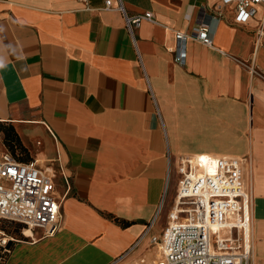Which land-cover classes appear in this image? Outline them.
I'll use <instances>...</instances> for the list:
<instances>
[{
    "label": "crops",
    "instance_id": "0c3cea01",
    "mask_svg": "<svg viewBox=\"0 0 264 264\" xmlns=\"http://www.w3.org/2000/svg\"><path fill=\"white\" fill-rule=\"evenodd\" d=\"M105 1L0 0V126L19 140L12 154L0 133V153L36 161L60 204L56 232L18 233L0 264L156 261L179 158L199 156L247 161L264 264V6L240 22L221 0H120L154 17L131 36ZM200 26L211 46L176 40Z\"/></svg>",
    "mask_w": 264,
    "mask_h": 264
},
{
    "label": "built area",
    "instance_id": "2783aa9c",
    "mask_svg": "<svg viewBox=\"0 0 264 264\" xmlns=\"http://www.w3.org/2000/svg\"><path fill=\"white\" fill-rule=\"evenodd\" d=\"M79 1L88 5L91 0ZM221 2L234 6L235 19L240 22L252 17L257 6H264V0ZM105 8H113L109 0ZM114 9L122 13L131 36L142 22L154 20L150 12L127 15L120 0ZM257 34H263L262 28ZM175 38L181 44L197 40L211 46L204 26L187 35L176 32ZM184 56L181 49L175 60L183 64ZM246 162L211 156L179 158V180L167 225L160 236L149 238L158 256L150 264H249L252 198L245 182ZM52 192L50 177L36 161L23 163L0 153V221L22 226L23 237L25 229L52 236L60 219V204ZM12 242L15 239L0 230V262Z\"/></svg>",
    "mask_w": 264,
    "mask_h": 264
},
{
    "label": "rangeland",
    "instance_id": "374dc122",
    "mask_svg": "<svg viewBox=\"0 0 264 264\" xmlns=\"http://www.w3.org/2000/svg\"><path fill=\"white\" fill-rule=\"evenodd\" d=\"M6 149L8 150L7 147H6ZM171 177H172V179H169L168 184H167V188H166V192L164 193L163 198H162V204H161L162 208H161L160 214L162 212L164 213L165 210L163 208V204H165L167 202L169 195H171L170 187L173 184L172 182L174 181V174ZM20 229H22V228L18 224L8 223L7 221H0V230L3 231L7 235V237L8 236L16 237L18 235ZM249 264H250V262H249Z\"/></svg>",
    "mask_w": 264,
    "mask_h": 264
},
{
    "label": "trees",
    "instance_id": "16d2710c",
    "mask_svg": "<svg viewBox=\"0 0 264 264\" xmlns=\"http://www.w3.org/2000/svg\"><path fill=\"white\" fill-rule=\"evenodd\" d=\"M0 133L3 134V143L14 154L15 148H19V140L17 134L11 126L2 127L0 126ZM20 226V225H19ZM22 228V226H21ZM21 232V229L19 233Z\"/></svg>",
    "mask_w": 264,
    "mask_h": 264
},
{
    "label": "bare ground",
    "instance_id": "6f19581e",
    "mask_svg": "<svg viewBox=\"0 0 264 264\" xmlns=\"http://www.w3.org/2000/svg\"><path fill=\"white\" fill-rule=\"evenodd\" d=\"M24 234H25L26 236H30L31 231L25 229V230H24Z\"/></svg>",
    "mask_w": 264,
    "mask_h": 264
},
{
    "label": "snow or ice",
    "instance_id": "6c2138e0",
    "mask_svg": "<svg viewBox=\"0 0 264 264\" xmlns=\"http://www.w3.org/2000/svg\"><path fill=\"white\" fill-rule=\"evenodd\" d=\"M203 159V158H202Z\"/></svg>",
    "mask_w": 264,
    "mask_h": 264
}]
</instances>
